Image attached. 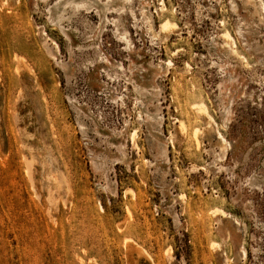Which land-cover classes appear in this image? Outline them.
Listing matches in <instances>:
<instances>
[{"label": "rangeland", "instance_id": "obj_1", "mask_svg": "<svg viewBox=\"0 0 264 264\" xmlns=\"http://www.w3.org/2000/svg\"><path fill=\"white\" fill-rule=\"evenodd\" d=\"M86 1L0 0V264H264V0Z\"/></svg>", "mask_w": 264, "mask_h": 264}, {"label": "bare ground", "instance_id": "obj_2", "mask_svg": "<svg viewBox=\"0 0 264 264\" xmlns=\"http://www.w3.org/2000/svg\"><path fill=\"white\" fill-rule=\"evenodd\" d=\"M121 1V4L122 5H119L118 7V10L119 12L120 11H123L125 9V6H124V3H126L127 1L129 0H120ZM70 2V4L74 7V9L76 10L77 7H79L80 5L82 6L84 3H87L88 1L86 0H68V3ZM245 3L253 6V10L255 13H257V7H256V4H255V0H245ZM259 6V5H258ZM237 7V6H236ZM166 9L165 6L163 7V10ZM108 9H104L103 11H107ZM169 10V9H167ZM173 12V10H172ZM143 15L146 16V19L148 21L151 22V17L148 16V14L143 11ZM173 27H176L175 25V22L174 20L172 19L171 16H167L165 17L162 22H161V30L163 32H167L169 31L170 29H172ZM101 29L102 28H99L98 30H96L95 32V37H99L100 33H101ZM223 36V39L225 40V44H227V47L228 45L231 47L233 46V48L231 47V50L232 53L234 54H237V49H236V43L234 42V39L232 38L231 34L229 31H224V34L222 35ZM225 47V45H223ZM229 50V49H228ZM231 53V54H232ZM240 56V55H239ZM238 57V56H237ZM245 58V57H244ZM106 64L110 65L109 62L106 61ZM109 75V74H108ZM154 77H155V74H154ZM141 80V79H140ZM154 79L152 78L151 81H153ZM145 81V80H144ZM229 81V80H228ZM143 86H148L147 84V81L142 84ZM228 85V84H227ZM235 85V84H234ZM229 89V88H228ZM192 110L193 112L195 113V117L198 118V119H205L207 121V125L209 128H211L212 124L215 123L214 121V118L213 116L211 115L210 111H209V108H208V105L207 103L204 101V99L201 97L197 100H195L194 102H192ZM227 116V115H226ZM149 119L150 120H153L151 115H149ZM178 129L181 133H184L187 131L188 129V124L185 120H180V123H179V126H178ZM135 135H136V132H133L132 135H131V141H132V144L134 146H137L136 143H135ZM218 136H219V139L221 141V143H223V145L226 144V140L225 138L223 137V135L221 133H218ZM123 143V142H122ZM227 148V146H226ZM120 150H122V147L120 148ZM212 214H214L215 216H219L220 218L222 219H225V212L221 209V208H215L213 211H212ZM218 232L220 234V236L222 238H225V230L223 229L222 227V222L220 223L219 225V228H218ZM136 263V262H135Z\"/></svg>", "mask_w": 264, "mask_h": 264}]
</instances>
